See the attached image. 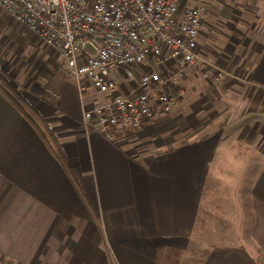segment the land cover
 Listing matches in <instances>:
<instances>
[{"label": "crops", "instance_id": "0c3cea01", "mask_svg": "<svg viewBox=\"0 0 264 264\" xmlns=\"http://www.w3.org/2000/svg\"><path fill=\"white\" fill-rule=\"evenodd\" d=\"M199 3L215 66L171 80L172 110L113 139L82 109L115 91L78 86L44 44L23 56L36 37L4 30L0 68L58 153L0 90V264H264V0ZM215 67L232 76L208 81Z\"/></svg>", "mask_w": 264, "mask_h": 264}, {"label": "built area", "instance_id": "2783aa9c", "mask_svg": "<svg viewBox=\"0 0 264 264\" xmlns=\"http://www.w3.org/2000/svg\"><path fill=\"white\" fill-rule=\"evenodd\" d=\"M180 0H0V9L52 47L67 76L97 92L115 91L103 105L82 109L113 139L116 132L141 127L169 113L176 94L169 82L195 65L214 67L198 50L201 4L179 8ZM174 65L169 76L161 71ZM208 81L229 71L215 67ZM137 89L124 92L125 85Z\"/></svg>", "mask_w": 264, "mask_h": 264}, {"label": "trees", "instance_id": "16d2710c", "mask_svg": "<svg viewBox=\"0 0 264 264\" xmlns=\"http://www.w3.org/2000/svg\"><path fill=\"white\" fill-rule=\"evenodd\" d=\"M189 0H180L179 8L186 6ZM50 83L45 86H49ZM0 90L12 100L16 106L21 110L24 117L36 128L39 135L45 142L48 144L52 152L58 153V148L56 144V137L51 132L48 123L45 118L40 114V112L30 105L19 89L16 87V84L13 80L0 68ZM45 100L49 103H53L54 99L48 96L46 93L42 95Z\"/></svg>", "mask_w": 264, "mask_h": 264}, {"label": "rangeland", "instance_id": "374dc122", "mask_svg": "<svg viewBox=\"0 0 264 264\" xmlns=\"http://www.w3.org/2000/svg\"><path fill=\"white\" fill-rule=\"evenodd\" d=\"M188 2L190 4H192L194 2V0H189ZM22 28L23 27L21 26V24H19L15 20H13L4 11H2V10L0 11V37L3 36L2 34L4 32H6V31H4L5 29H13V30H19V31H21ZM23 39H24L23 40V43H21V44L19 43L20 48H22V55L23 56H25L26 54H36L37 52L40 53V54H42V55H44V52H45L44 50H46V47L45 46H47L50 50H53L52 47L46 45L38 37H36V39L35 38H33V39H27L26 36H24V33H23ZM53 52H54V50H53ZM53 55L55 57L56 56V53L54 52ZM63 72L65 74V71L64 70H63ZM65 76H67V75L65 74ZM67 77L70 78V79L72 78L70 76H67ZM76 84H77V82H76ZM82 120H83V118H82Z\"/></svg>", "mask_w": 264, "mask_h": 264}]
</instances>
